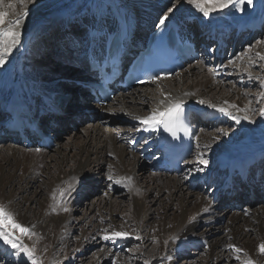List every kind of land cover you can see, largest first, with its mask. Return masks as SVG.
Instances as JSON below:
<instances>
[{"label": "bare ground", "instance_id": "obj_1", "mask_svg": "<svg viewBox=\"0 0 264 264\" xmlns=\"http://www.w3.org/2000/svg\"><path fill=\"white\" fill-rule=\"evenodd\" d=\"M169 4L170 0H33L27 5L28 14L23 17L20 26L21 43L6 58L5 64L0 66V103L4 104L14 99L23 102L35 101L39 92L56 88L59 78L79 76V72L74 68L56 62L59 61L56 59L57 41L65 45L68 39L65 32L72 27L78 31L83 30L75 23L96 24L97 27L88 34V37L91 35L96 37L98 29H102L103 25H112L117 16H121L122 11L128 9L133 18H138L131 22V25L138 29L154 20L159 21ZM18 5L16 12H19ZM235 7L237 9L227 11L230 15L220 16L225 12L220 11L204 17L188 4L187 0H182L168 19L180 22L190 20L197 23L201 34L205 36L206 32L226 33L234 28L238 29L240 39L244 35V30L239 27H247V30L252 31L253 37L259 36V26L254 25L253 20L261 23L264 31V6L261 0H252L251 5H248L246 0H241ZM11 11L9 10L10 15L7 19H15ZM226 43L230 44L229 50L224 53L220 51L216 57L210 54L214 68L205 69L206 67L196 60L171 76L160 77L137 86L147 87L155 83L152 88L130 90L126 94L117 95L115 102L106 104L107 107L96 106L97 112L92 114L95 117L93 123L83 128V134H80V131L71 133L64 144H60L64 127L59 125L51 129L48 132L54 133V141L58 145L51 151L49 148L53 145L44 148L43 151L26 149L15 144L0 146V205L12 213L15 220L27 224L37 235L34 241V237L26 236L27 246L34 245L35 252L40 254L41 258H44L45 248H48V254L52 249L51 257L48 258L50 257L54 263V259H58L54 248L58 244L70 241L74 237L71 235L73 230H77L80 236L73 239L75 248H66L67 257L81 252L84 241L94 242L96 238L105 235L118 239L127 238V235L133 236L128 228L120 229L114 226L116 213L122 202L119 198L123 196L117 195L116 200H110L111 196L108 193L126 187L133 200L128 202L130 209L127 208L125 218L128 217L135 231L145 238H150L149 228L155 224L152 228L155 230L157 247L152 252L159 250L162 257L166 258L163 264H174L173 250L176 248L178 252H182L190 245L188 241L203 242L206 245L204 258L203 260L200 258L202 262L198 264H231L230 256L233 253L230 255V252H226L228 245L241 249L254 261L253 263L261 264V260L258 259L260 256L258 245L264 243V204L260 205L261 203L255 201L259 193L255 191L256 195L248 198L237 191L241 195L240 202L245 200L247 206H244L241 212H221L224 217L223 223L216 211L220 204L212 198L215 189L213 190L214 187L209 183L214 178L220 179V172L222 178H227L228 171L229 173L236 171L237 174L242 173L245 176L254 165L264 174L262 151L264 140L258 142L264 135V119L251 117L252 123L241 119L239 124L247 136L233 146L222 144L225 146L224 151L216 156L218 164L215 161L217 174L207 170L211 174L208 175L206 170L203 172L199 170L203 169V165L198 161L188 164L187 160L180 170L184 173L173 175L156 168L159 157L155 160H150L148 156L144 158V154L149 153V149L144 147L146 141L157 139L158 131L156 128L145 130V125L139 118L150 115L156 109L163 111L169 102H182V105L194 111L197 107H202V111L197 110L198 114H211L210 121L199 120L194 133L196 146L205 149L206 146L210 148L216 146L218 141L213 139L220 137L218 130H208L211 121L214 123V120H224L226 116L216 111V108L209 107V104L224 107L233 116L244 115L243 111L237 109L243 110L247 107L249 110L247 99L241 93L243 90L237 89L234 83L220 79L239 50L234 45L232 37L228 38ZM232 47L234 49L231 52ZM46 52L47 56H44ZM235 65L232 64V67ZM226 74L229 75L228 72ZM69 88L70 91L78 88L81 99L87 98L86 90L72 86ZM77 100H80L78 96L71 94L67 107L70 109L72 105H78ZM201 100L207 103H199ZM86 106L87 103L80 104L77 108L82 109ZM69 109L66 108V111ZM118 112L123 114L125 118L123 121L122 119L114 121L112 118L113 114L119 116ZM147 112L149 113L146 114ZM84 115L87 117L88 113H80L78 118ZM248 115L250 116L249 111ZM57 118L61 122L66 120H62L61 116ZM140 136H142L140 139L148 140L139 142L137 149L133 150L131 145ZM198 150L196 152L195 147L193 153L196 152L198 158H203L204 152ZM218 150H214V153ZM140 157H143L142 161L139 160ZM105 171L107 176L101 180V175ZM193 180L202 183V191L194 190L198 187L194 185ZM96 185L99 186L95 191L105 190L107 198L96 195L92 200L82 203L83 196L93 192ZM64 186L70 188L66 195L61 196L58 193ZM73 188L75 194L81 190L86 193L74 199V191L71 190ZM41 189H44L45 195ZM261 197L259 199L264 202ZM71 198L77 200L76 205L82 203L78 209H74L76 212L79 211V216L73 215ZM62 204L69 207L67 213L56 210ZM205 208L208 211H204ZM155 217L158 220H154ZM115 232L127 235L113 236ZM41 236L45 241L44 246L37 241ZM0 244L2 246L3 243L0 241ZM108 258H111V251L102 247L96 253V261L92 264H102V260ZM53 263L49 261V264Z\"/></svg>", "mask_w": 264, "mask_h": 264}, {"label": "rangeland", "instance_id": "obj_2", "mask_svg": "<svg viewBox=\"0 0 264 264\" xmlns=\"http://www.w3.org/2000/svg\"><path fill=\"white\" fill-rule=\"evenodd\" d=\"M172 2H174V0H172ZM261 3L264 6V0H261ZM169 7H171V2L169 4ZM19 8L21 9V5H18V10L20 11ZM233 8H236V7L233 5H230L229 7L225 8L223 10L225 12H223L220 16H222L223 14L230 15V13H227V11L228 10L231 11ZM217 12H220V11H217ZM247 40H248V42H246ZM262 41H264V31L260 32L259 36H256V37H252V34L250 32L246 33L244 35L243 39L242 40L240 39L238 41V44H240V46L242 47L241 50L239 49L240 51L237 52L235 56H233L234 59H232L230 61L229 68L226 70L225 75L222 74L221 78L220 77L219 78L225 82L234 83V86L237 89L243 90L241 93L243 94V97L247 99V102L249 104L248 107H249L250 117H252V118H259L260 117L263 120L264 117L259 115V110L262 107H264V98H262L260 96V93L264 92V88H261V86H260V80L264 79V59H261V57H264V43H261ZM245 42H246V44H245ZM47 53L48 52H46V54L44 56H47ZM56 62H58L60 64L59 61H56ZM197 62H200L203 64L202 60H198ZM251 62H253V63H251ZM232 64H236V65L234 67H232ZM60 65H62V64H60ZM203 65L206 67L205 69H207L209 67L214 68V66H215V65L212 66V63L206 64V65L203 64ZM226 65H228V64H226ZM214 70L218 71L217 69H214ZM227 72L229 75L226 74ZM154 86H155V83H152V84H149L147 87L152 88ZM144 87L147 88L146 86L134 87L131 90L139 89V88L141 89ZM115 100H116V98L113 99L112 101H109L108 105H110L112 102H115ZM69 103H71V102H69ZM85 103H87L86 99L77 100L78 105H76V107L79 106L80 104L83 105ZM198 108H201V109H198ZM245 108L247 109V107H245ZM67 109H69V106L67 107ZM196 109L198 111L203 110L202 107H197ZM148 113L149 112H147L146 114H148ZM123 117L124 116L122 113H119V116L117 114L112 115V118H114V121L115 120H121V119L123 121V119H125ZM226 117L227 116H225L224 120L221 119L220 122L216 121L213 123V121H211L212 123H210V125L208 126V128H209L208 130H218V135H220V137L217 139L216 138L213 139L216 142L218 141L216 143V146H214L213 148L206 146V149H205V147H200L198 145L196 146V152H197V149H199L200 151L202 150L204 152L203 158L208 161L207 166H205V165L202 166L203 167L202 172L205 170H206V172H207V170L216 171L217 170L216 166H214L215 161H216V164H218L216 156L224 151V147L226 145H232L233 146L235 143L243 141L247 136V133L244 131V129H242L240 124H236L232 118L229 119L230 118L229 116L227 117V119H226ZM67 119L68 118H66L65 122L62 121L61 123H59V125L61 127H64L63 128L64 130H62V138L60 139V144H64L65 142H67V138L71 133H74L76 131H78V132L80 131V134H83L84 133L83 128L86 126H89V124H92L94 121V119H88V116L86 117V115L81 116L80 121L71 120V118H69L68 120ZM67 121L72 123L73 126L69 125V122L66 123ZM120 123H122V122L120 121ZM122 124H124V123H122ZM132 128H133V130L135 129V122L134 121L132 124ZM221 130H227L228 135H226V136L223 135ZM263 140H264V135L258 142H261ZM9 144L14 145L15 143H11L8 140L0 141V146L7 147V146H9ZM222 144L223 145L226 144V145L223 146ZM15 145L20 146L18 144H15ZM55 145H56V142L54 141V145L51 148H49V151H51L55 147H58V145H56V146ZM221 146H223V147H221ZM216 149H219V150L214 153V150H216ZM262 151H264V150H262ZM196 152L193 153L192 157H190V159L188 160V164H189V162L196 163L198 161V157L196 156ZM141 158H143V157H140V159H139L140 161L143 160ZM181 172L184 173V171H180L179 173L177 172V173H172V174L173 175L180 174ZM226 173L228 174L229 171ZM215 174H217V173H215ZM208 175H211V174L208 173ZM106 176H107V172L105 171L101 175V180L103 179V177L105 178ZM193 183L195 186L200 185V184H198V182H195V181H193ZM98 186L99 185H96V187H94L93 192H90L89 194H87V196L86 195L83 196L82 203H83V201L92 200L93 198H95L96 195H101L102 198H107V193L105 192V190L104 191H97V190L95 191V189H97ZM69 188H70V186L62 187L60 193H58V194L61 196L66 195V192L68 191ZM125 188L126 187L119 188V190H116V191L111 190L108 193L112 197V198L110 197V200H116L117 195L119 197L123 196V198H119V200H121L122 202L120 203V207L118 208V211L116 213L115 219L116 218L117 219L114 222V226H116L117 228H120V229L128 228L129 232L131 234H133V236L127 235L128 236L127 238L124 237V238H119V239L115 238V237L111 238L109 236L110 238L108 240L104 239V236H103L101 238H96L95 239V241H97L96 243H95V241L94 242L84 241L83 242V248H82L81 252L73 253L72 255L67 257L66 248L67 249L75 248V244L73 243L74 242L73 239L80 236V234H79V232H77V230H73L71 235H72V237L73 236L74 237L71 238L70 241H67V243H65V244H58L54 248L55 254L56 255L58 254L57 255L58 259L57 258H56L57 260L54 259V263H53L52 259L50 260V257L52 254V252H51L52 249L50 250V253L48 254V252H47L48 248H45L44 258H41V255L38 254L37 252H35V258H36L38 264H49V261L53 264H92L93 262L96 261V253L102 247L108 248L111 251V258L102 260V264H145L146 260L149 261V264H163L162 262H164L166 260V258L162 257V254H160L159 250L156 249V251L152 252V250H154V248L157 247V240L154 237L155 230H154V228H152V227H154L155 224H152V227L149 228L148 234H149L150 238H145V237L141 236L140 233H137V231H135V229L133 228V226L130 222L131 220L129 221V219H127L128 217L125 218V214L130 209V205H128L129 204L128 202L133 200L132 197L127 193L128 188H126L127 190ZM189 189L193 190V188H189ZM71 190H72V192L74 191V195L76 196V197L74 196V199L80 198L77 196L84 195L86 193L83 190H81L83 193L81 191H78L75 194V188H73ZM194 190L195 191H202V188L198 189L195 187ZM41 192L43 195H45L44 189H41ZM258 195H259L258 199L255 201L257 203H261L260 205H263L264 204L263 200L259 199V197H261V194H258ZM74 199L71 198V201H72L71 209L72 210L78 209L81 206L80 204H82V203H79V205H76L77 200H74ZM241 205H242V208L240 209V208H236V207H229L226 204L220 203V206L216 209V211L218 212L222 222L224 223V221H223L224 217H222L223 215L220 213L226 212V211L241 212L243 210L244 206L245 207L247 206V203L245 202V200L242 202ZM86 206H84L83 209H85ZM68 208L69 207L66 204H62L59 206V209H56V210L58 212H61V213H67ZM127 208H128V210H127ZM64 209H67V211H65ZM75 210L73 211V215L79 216L80 215L79 211L76 212ZM118 213L121 216H119ZM154 220H158V218L155 217ZM16 222L20 223L23 227L28 228L30 232L34 233V231L27 224L25 225V224H23L17 220H16ZM15 235L20 236L21 241L25 245H27L26 241H25V239H26L25 235H21L18 231L15 232ZM31 237H34L33 241L37 239L36 234L32 235ZM137 237H140V239H137ZM69 239H70V237H69ZM37 241L39 242V244H43V246H44L45 241H44L42 236L40 238H38ZM188 242L190 245L185 247L182 252H178L176 248L173 250L172 257L175 258L174 264H198V263L202 262L204 255H205V251L207 250V248L205 249V246H206L205 243L196 242V241H188ZM194 242H196V244L192 245ZM1 243H3V242L1 241ZM58 246H59V248H58ZM69 247H71V248H69ZM60 248H62V249H60ZM43 250H44V248H43ZM68 252H70V251H68ZM226 252L227 253L230 252V255L233 253L230 256L231 264H243L244 261L251 260V258H249L246 254H244L243 251H240L239 253H237V252L233 251L232 248H230V249L228 248L226 250ZM48 256H50V257L48 258ZM237 257H239V259H237ZM258 259L261 260V264H264V254L260 253V256ZM251 261H253V260H251ZM0 264H31V262L28 261L27 257L23 256L22 254L16 255L15 252L9 246L7 247V245H5L3 243L2 246L0 244ZM253 264H256V263H253Z\"/></svg>", "mask_w": 264, "mask_h": 264}, {"label": "snow or ice", "instance_id": "obj_3", "mask_svg": "<svg viewBox=\"0 0 264 264\" xmlns=\"http://www.w3.org/2000/svg\"><path fill=\"white\" fill-rule=\"evenodd\" d=\"M33 0H0V66L5 64L6 58L12 53L13 49H15L21 43V32L20 26L23 23V17L28 14L27 5L32 3ZM171 7L167 8V11L163 13L159 18V27L160 25H164L169 18V15L177 8V5L182 2V0H170ZM241 2V0H187V3L192 5L198 12H200L204 17H209L213 12L223 11L225 8L230 5L235 6L237 3ZM248 5H251L252 0H246ZM21 5V9L19 12H16V5ZM11 14L15 16V19H7ZM5 24L7 26H5ZM261 43H264L262 41ZM264 59V57H261ZM155 79H160V77H156ZM261 88H264V79L260 80ZM260 96L264 98V92L260 93ZM201 104L207 103L204 100L199 101ZM209 107L216 108V111L229 116L235 120L236 124L241 122V119L247 120L249 123H252L251 117L248 115V109H237V111H243V116H233L230 111H228L224 107H216L215 105L209 104ZM232 107H236L232 105ZM184 108L182 106V102H169L168 106L160 111L159 109L153 110V112L146 116L139 118L140 122L145 125V130L154 129L156 127L163 126L165 131L171 132L172 136L176 135V131L174 130L175 121L184 116ZM259 115L264 117V107L259 110ZM223 135H228L227 130H221ZM39 151V149H37ZM198 163L207 166L208 161L203 159L202 157L198 158ZM203 170V169H199ZM111 179V177H109ZM67 211V209H64ZM204 211H208L207 208ZM19 232L21 235L29 236L35 235L30 232L28 228L23 227L20 223L16 222L12 213L8 212L3 205H0V241H2L5 245L9 246L16 255H23L27 257V260L31 262V264H38L35 258V246H27L25 245L20 236L15 235V232ZM127 235V233L115 232L113 236H123ZM110 237L105 235L104 239H109ZM140 239V237H137ZM229 248H232L233 251L239 253L241 249L235 247L234 245H228ZM258 251L261 254H264V243H260L258 245ZM239 259V257H237ZM145 264H149V261H145ZM243 264H253V261L246 260Z\"/></svg>", "mask_w": 264, "mask_h": 264}, {"label": "water", "instance_id": "obj_4", "mask_svg": "<svg viewBox=\"0 0 264 264\" xmlns=\"http://www.w3.org/2000/svg\"><path fill=\"white\" fill-rule=\"evenodd\" d=\"M79 76L77 75H72V76H69V77H63V79H78Z\"/></svg>", "mask_w": 264, "mask_h": 264}]
</instances>
